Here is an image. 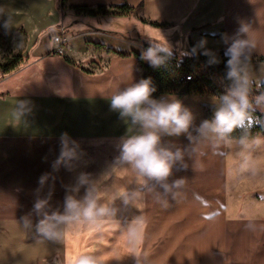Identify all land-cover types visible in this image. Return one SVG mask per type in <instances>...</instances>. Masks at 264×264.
I'll list each match as a JSON object with an SVG mask.
<instances>
[{"label":"crops","instance_id":"1","mask_svg":"<svg viewBox=\"0 0 264 264\" xmlns=\"http://www.w3.org/2000/svg\"><path fill=\"white\" fill-rule=\"evenodd\" d=\"M122 5L132 11L112 9ZM241 21L252 26L257 47L250 71L259 87L264 0H0V36L24 38L19 67L0 72V264H73L78 255L99 257L103 264H264V144L246 152L235 141L202 145L187 170L174 168L170 179L187 182L166 206L130 170L112 168L120 139L137 129L110 110L109 99L142 78L136 55L149 46V36L161 32L181 58L192 56L202 39L224 54L221 34L234 35ZM60 29L65 42L57 54L52 38ZM172 96L193 112L195 124L212 117L216 96ZM19 100L29 101L30 111L18 119ZM63 133L80 145L72 171L52 167ZM166 139L188 144L184 136ZM244 156L247 170L241 169ZM80 172L100 179L101 202L117 208L116 215L74 225L58 243L24 229L21 217L32 213L41 175L51 174L40 195L51 190L56 208L65 185L74 184ZM135 191L141 196L124 205V194Z\"/></svg>","mask_w":264,"mask_h":264},{"label":"clouds","instance_id":"2","mask_svg":"<svg viewBox=\"0 0 264 264\" xmlns=\"http://www.w3.org/2000/svg\"><path fill=\"white\" fill-rule=\"evenodd\" d=\"M9 24L6 21L5 27ZM251 33V24L241 21L234 35L221 34V40L226 45L224 55L227 57L225 73L221 77L223 91L213 100L212 117L203 119L199 124H195L193 112L175 96L153 98L156 88L150 77L131 83L111 95L110 110L117 112L121 120L137 129L135 134L120 139L117 145L119 156L112 168L130 170L141 188L153 193L157 202L166 206L169 198L176 199L181 195L187 182L186 177L170 179L174 168L187 170L188 160L200 151L202 145L230 146L235 141L246 152L253 146L264 144V138L251 136L254 113H264V90L254 91L256 81L250 71L251 56L257 47ZM149 40L150 44L142 51L141 59L154 68L166 66L172 58V49L166 38L160 32L159 38L149 36ZM206 45L207 40L202 39L193 47L192 54L207 57L209 66L218 64L217 53ZM29 104V101H18L14 113L18 119L30 111ZM236 132H239L238 136L233 135ZM181 136L187 139L186 146L166 139ZM80 155L79 143L63 133L59 155L52 164L54 171H58L62 165L69 171L74 170L73 162L79 160ZM248 166L249 159L244 156L241 169L247 170ZM50 175L45 173L39 178L40 187L36 189L32 209L37 217L35 223L32 213L21 217L24 229H35L41 239L61 242L70 227L82 223L96 224L118 212L111 203L101 202L98 189L100 179H93L86 172H80L74 184L65 185L62 206L53 208L50 203L52 191L46 196L40 195ZM82 188L84 194L80 196ZM140 196L139 191L126 193L122 202L127 206ZM129 231L131 234V229ZM73 264H103V261L95 256L78 255Z\"/></svg>","mask_w":264,"mask_h":264},{"label":"trees","instance_id":"3","mask_svg":"<svg viewBox=\"0 0 264 264\" xmlns=\"http://www.w3.org/2000/svg\"><path fill=\"white\" fill-rule=\"evenodd\" d=\"M112 9L120 10V13L128 14L132 11V8L127 5L112 7ZM98 10H104L102 6L98 7ZM86 15H94V12L86 10ZM152 26L162 27L163 25L152 23ZM148 47V46H146ZM194 46H192L193 49ZM219 58V63L209 66L207 64V57L203 55H192L189 57H179L176 54H172V58L169 60L166 66L160 68H154L141 59L140 55H136L139 67L142 70V78H151L156 91L153 93V98L159 99L162 95H181L185 94H203L209 93L213 96L219 95L222 91L221 77L225 73V62L227 57L222 52H216ZM181 60L178 63V60ZM66 61V60H65ZM252 61V59H251ZM22 59L17 56L9 64L0 66V72L8 74L16 70L21 64ZM69 63L68 61H66ZM193 74L194 81L182 82L180 78L183 75ZM141 78V79H142ZM255 89L264 90V85L254 87ZM253 118L255 121H251V136L261 133L264 135V115L254 113ZM238 136L239 132L233 134Z\"/></svg>","mask_w":264,"mask_h":264},{"label":"rangeland","instance_id":"4","mask_svg":"<svg viewBox=\"0 0 264 264\" xmlns=\"http://www.w3.org/2000/svg\"><path fill=\"white\" fill-rule=\"evenodd\" d=\"M23 43L21 34L0 36V66L9 64L17 56L23 59Z\"/></svg>","mask_w":264,"mask_h":264},{"label":"built area","instance_id":"5","mask_svg":"<svg viewBox=\"0 0 264 264\" xmlns=\"http://www.w3.org/2000/svg\"><path fill=\"white\" fill-rule=\"evenodd\" d=\"M52 41H53V44L55 46L54 48V51L55 53L57 54H61L62 53V46L65 42V39L63 38V31L62 29H60L58 35L54 36L52 38ZM181 60L179 59L178 60V63H180ZM195 80V77L193 74H188V75H183L181 78H180V81L182 82H191V81H194Z\"/></svg>","mask_w":264,"mask_h":264}]
</instances>
